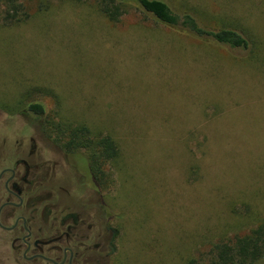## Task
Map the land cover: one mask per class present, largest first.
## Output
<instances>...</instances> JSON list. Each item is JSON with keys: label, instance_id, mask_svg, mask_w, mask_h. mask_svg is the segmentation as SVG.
I'll return each mask as SVG.
<instances>
[{"label": "rangeland", "instance_id": "rangeland-1", "mask_svg": "<svg viewBox=\"0 0 264 264\" xmlns=\"http://www.w3.org/2000/svg\"><path fill=\"white\" fill-rule=\"evenodd\" d=\"M163 1L248 48L166 27L134 1L111 22L95 0H21L28 18L0 23V111L40 102L52 127L117 145L99 185L111 264H186L264 220V0Z\"/></svg>", "mask_w": 264, "mask_h": 264}, {"label": "flooded vegetation", "instance_id": "flooded-vegetation-1", "mask_svg": "<svg viewBox=\"0 0 264 264\" xmlns=\"http://www.w3.org/2000/svg\"><path fill=\"white\" fill-rule=\"evenodd\" d=\"M44 126L0 111V264H111L116 229L99 184Z\"/></svg>", "mask_w": 264, "mask_h": 264}, {"label": "trees", "instance_id": "trees-1", "mask_svg": "<svg viewBox=\"0 0 264 264\" xmlns=\"http://www.w3.org/2000/svg\"><path fill=\"white\" fill-rule=\"evenodd\" d=\"M100 13L111 22H116L126 12L130 2L134 1L138 8L162 25L190 34L197 39L213 42L230 48L247 49L249 40L242 33L222 28L210 30L202 27L188 13H178L163 0H95ZM21 0H0V23L17 24L25 21L29 14L23 9ZM23 108V107H21ZM45 116V128L49 124L50 136L61 145L65 152L75 155L81 162V169L91 174L100 185L106 177L104 165L113 162L118 156V148L111 136H94L84 124L71 125L67 121L50 125L42 103H28L24 109ZM186 264H264V220L245 234H236L229 239L215 242L209 251L200 256L190 258Z\"/></svg>", "mask_w": 264, "mask_h": 264}]
</instances>
